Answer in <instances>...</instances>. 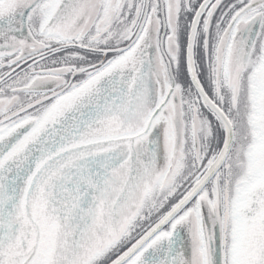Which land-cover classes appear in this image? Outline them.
I'll list each match as a JSON object with an SVG mask.
<instances>
[{
	"label": "snow or ice",
	"instance_id": "snow-or-ice-1",
	"mask_svg": "<svg viewBox=\"0 0 264 264\" xmlns=\"http://www.w3.org/2000/svg\"><path fill=\"white\" fill-rule=\"evenodd\" d=\"M0 264H264V0H0Z\"/></svg>",
	"mask_w": 264,
	"mask_h": 264
}]
</instances>
